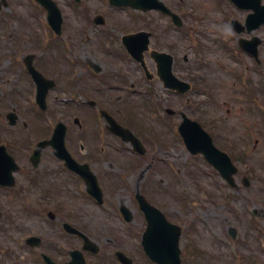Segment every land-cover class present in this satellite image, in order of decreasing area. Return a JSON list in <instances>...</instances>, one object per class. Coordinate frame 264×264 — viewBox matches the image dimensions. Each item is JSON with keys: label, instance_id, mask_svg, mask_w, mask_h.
I'll use <instances>...</instances> for the list:
<instances>
[{"label": "rangeland", "instance_id": "374dc122", "mask_svg": "<svg viewBox=\"0 0 264 264\" xmlns=\"http://www.w3.org/2000/svg\"><path fill=\"white\" fill-rule=\"evenodd\" d=\"M5 1L7 7L2 10L0 23L12 21L14 25L10 32H17V38L26 31L32 32L35 36L38 32L37 27L45 29L41 21H45L46 14L36 7L33 1ZM55 1L63 11L66 31L71 25L81 28L82 25L91 24L83 20L82 14L74 11L71 0ZM162 2L183 15L182 29H172L168 18L157 11L142 13L132 9L115 10L109 5V0H82L80 6V12L91 22L98 13L103 14L107 20V25L103 29L91 28L92 44L87 51V55L102 66L104 75L122 76L124 70L130 67L129 77H134L135 66L132 63L119 61L117 54L114 57L105 52L106 49H113L114 53L119 52V46L109 37L114 36L120 45L121 35L145 30L153 34L151 49L175 55L177 59L175 74L183 80H193L194 91L181 97L177 93L164 90L155 79L154 91L149 94L152 109L142 98L121 100L119 96L123 94L109 92L103 87L108 111L135 134H139L154 156L152 172L141 174V163L137 170L132 171L129 166L131 159L128 161L127 156L132 158L134 155L123 154L113 169L115 173L125 171L120 174H123L128 182L120 184L114 190L113 184L108 183V187L105 188L107 197H110L109 201L115 203L116 208L124 202L138 214L139 209L125 187H131V193L134 195L135 188L142 186L153 204L161 208L173 222L182 226L183 264H264V238L260 236L264 232V114L260 110H255L260 98L264 107V25L252 33L237 34L231 21L236 20L244 25L250 11L239 10L227 0H162ZM21 24H26L25 30ZM75 32L76 29L71 33ZM253 37L262 41L259 47L261 61L259 64L247 53L239 51V40H250ZM6 38L7 33L0 27V70L7 65L8 60L3 58L8 56L9 59L12 58L10 43ZM32 44L27 46L28 52L37 53V47ZM184 55L188 57V63L182 62ZM151 66L156 72V63L151 62ZM9 72L6 71V74ZM61 75L59 74L58 78ZM195 75H205L206 78L203 81L196 80L195 84L194 78H191ZM242 76L247 79L249 87L239 80ZM252 87H255L257 92L260 91V95L254 96L249 107L248 99L243 95ZM60 89L67 90V85L61 84ZM30 94L26 95L27 102L30 100ZM57 95L69 97L67 91H59L52 95L51 100ZM166 109L176 111V115L168 118ZM179 112H184L191 119L199 121L211 134L215 130L218 136L228 134L235 138V146L229 147V151L239 169L235 177L238 188L221 189L219 183L224 187L222 180L210 176L203 158L192 156L185 148L177 129L181 122ZM167 121H170V124ZM147 125L150 130L147 129ZM142 126H145L146 130ZM220 138L222 140L219 143L225 145L226 142ZM106 140L108 152L115 147L114 144L118 145L108 134ZM122 146L130 147L128 144ZM113 155L120 157L115 153ZM162 159L166 160L172 174L162 162H158ZM150 160L151 154L148 156V162L147 158L144 159V165ZM176 173L180 179V188L177 183L173 185L175 181L172 178L176 177ZM147 175L149 178H146ZM244 176L249 179L250 187L244 186ZM150 177L155 181L153 193L150 192L148 185ZM156 183L165 186L160 188ZM183 190L186 193H183ZM36 193L37 191L29 190L26 195L29 197L24 202L27 213L21 211L20 206L12 207V212L16 213L14 215H17V218L3 223L4 226H14V229L11 227L4 234V240H7L8 245H13L15 238L24 239L30 235L22 228L26 229V223L29 228L36 227L40 215L37 214L38 205L33 202ZM176 195L181 197L177 198ZM184 198L187 200L183 203ZM110 206L113 205L109 204L107 206L109 211H106L91 204L80 206L76 203L74 211L75 216L79 218L78 223L82 224L83 221L89 223V229L86 230L92 240L101 247V256H105L102 264H115L114 253L119 247L125 249L124 251L134 260V264H150L142 252L135 248L136 241H132L128 232L126 234V230L119 222V213L112 212ZM1 208L4 213L11 214L10 208L6 206ZM16 209L20 213L17 214ZM254 210L258 211L260 218L252 215ZM133 225L134 229L129 231H139L144 227L141 223L139 226ZM232 229L236 232L235 239L230 235ZM10 236L14 238H8ZM232 245L239 253V258L234 257ZM17 256L20 262L19 254Z\"/></svg>", "mask_w": 264, "mask_h": 264}, {"label": "flooded vegetation", "instance_id": "af4514ba", "mask_svg": "<svg viewBox=\"0 0 264 264\" xmlns=\"http://www.w3.org/2000/svg\"><path fill=\"white\" fill-rule=\"evenodd\" d=\"M71 2L74 11L82 14L83 20L91 24L82 25L81 28L71 25L67 31L63 24L61 34H58L52 22L48 20V24L41 21L45 29L37 27L38 32L35 36L32 32L26 31L17 38V32H10L14 25L12 21L0 23V27L7 33L6 40L10 43L12 55L11 59L9 56L3 58L8 61L0 70V260L2 264H50V261L54 264H68L72 262V253L75 250H83L84 240L72 231L77 229L91 238L86 230L89 229V223L86 221L82 224L78 223L79 218L74 214L75 204L97 206V200L88 192L90 189L100 190L97 195H103L104 201H109L110 197H107L105 188L108 187V183L113 184L119 179L113 169L119 159L113 155L115 152L112 150L108 152L107 149L108 107L103 87L109 92L123 94L119 96L121 100L139 98L143 93L149 96V93L154 91V81L157 77L151 66V62H154L151 53H146L144 61L140 63L128 54L121 53L120 48L116 53L113 49H106L105 53L114 57L117 54L119 61L132 63L135 69L132 78L129 77L130 67L124 70L122 76L104 75L102 66L87 55L88 47L92 44L90 30L92 27L97 30L96 19L93 17L91 22L84 13L80 12L82 0H71ZM36 3L41 11H46L41 0H37ZM45 14L48 18L47 11ZM101 21L100 18L97 20L98 23ZM105 25L102 24L98 28L103 29ZM21 26L25 30L26 24ZM75 29L76 32L71 33ZM109 38L115 45L119 47L122 45L117 43L118 39L114 36ZM119 41L121 43L120 39ZM32 43L37 47V53L28 52L27 46L33 45ZM173 57L175 69L177 59L175 55ZM182 62L188 63L189 60H185L183 56ZM32 70L38 71L46 80L37 78L38 73L34 74ZM6 71H10L9 74H6ZM59 74H62L60 78H58ZM191 78H195L196 84V80L203 81L206 76L195 75ZM158 82L162 85L159 80ZM63 83L67 85V90L60 89ZM46 89L48 94L43 108L41 95ZM35 90L36 95L39 92L38 102L32 101ZM59 91H67L69 97L63 98L57 95L51 100L52 95ZM27 93H31L29 102L26 101ZM62 130L65 131L64 146L72 161H68L60 154L63 148L60 142ZM213 132L214 144L233 158L229 147L235 146V138L228 134L218 136L215 130ZM53 137V145L42 146L43 142H49ZM220 137L226 142L225 145L219 143L222 140ZM114 139L119 142L117 137ZM150 154L152 156L150 163L144 165V160L140 161L141 174L145 168L147 174L152 172L154 156L149 147L145 156L141 157L147 158ZM207 167L214 177L222 180L225 188H230L213 167L209 165ZM146 178L149 176L147 175ZM148 185L150 192L153 193L155 185L153 178L148 179ZM29 190L37 191L36 196L32 198L34 204L38 205L39 221L36 227L29 228L26 223V229L22 228L30 233L29 237H36L39 240L38 246H28L26 240L29 237L24 239L25 246L17 238L13 245H8L7 240H4V234L9 228L14 229V226H4L3 223L17 218V215H14L16 213L12 212V207L20 206V210L27 213L24 202L29 199L26 197ZM139 194L153 204L146 190L142 186H137L134 195L137 206ZM2 206L10 208L11 214L4 213ZM16 212L20 213L17 209ZM130 215L133 224L139 226L141 223L144 228L147 227L144 214L134 212ZM166 217L170 222L175 223L167 215ZM128 226H123L124 230L135 227ZM143 233L142 229L129 232L134 239H140L139 243L135 244L139 249L142 248ZM183 235L180 238L181 246ZM153 242L155 243V240ZM124 250L123 247L117 249L122 252ZM18 254L20 262L17 260ZM84 255L92 264H102L101 253L94 255L89 251L84 252ZM130 258L132 259L131 256ZM117 262L121 264L118 260Z\"/></svg>", "mask_w": 264, "mask_h": 264}, {"label": "water", "instance_id": "95a60500", "mask_svg": "<svg viewBox=\"0 0 264 264\" xmlns=\"http://www.w3.org/2000/svg\"><path fill=\"white\" fill-rule=\"evenodd\" d=\"M110 1L115 6H131L135 9H141L143 11H148L151 9H160L164 13L171 14V12L165 7V5L160 0H110ZM232 1L241 9L253 11V13L250 14L247 18V27H248L249 32H252L253 30L259 28L261 25L264 24V6L262 5V0H232ZM44 2L46 6L49 8L50 15H52V17L54 18H56L57 16L60 17V12L55 7V4L53 2H51L50 0H44ZM60 23H61V20H60ZM234 24L236 25L239 31L244 30L243 27L240 28L238 23L235 22ZM142 34H138L135 37L128 36L125 38V43L127 44V47L130 50V52L134 53V49L135 47H137V45L134 43L137 41L136 39L138 37H140L142 41H144V39H146V37L149 36L146 33H142ZM145 43H146L144 45L145 47H143L142 49L143 51L147 50L148 48L147 47L148 42H145ZM258 44H259V41L256 39L250 42L244 41V40L241 42L242 48L246 49L247 51H249L251 54H253L256 57L258 56ZM167 57H169L170 61L165 66V68H163V71L161 72L164 80L167 83V86L173 89H178L180 92H185L190 87L188 85L183 84L186 86V89L185 88L181 89L182 83H180L172 73V67H171L172 58L170 56H167ZM180 131L191 153L197 154L201 152L205 154L208 159L210 160L212 159V163L216 164L217 166L219 165L216 159L217 158H219L220 160L224 159V161L226 162L225 166L227 170L232 172L231 174H234L236 172V169L232 166L231 162L225 156H222L223 154L221 155V153L218 152L214 148L210 136L208 135L207 132H205L201 128V126L197 122H194L190 120L189 118H187L186 116H184V122L182 123L180 127ZM125 140H128V139H125ZM221 170L224 173V175L227 176L226 171L222 168ZM149 210H150L149 213L151 215H153L154 213L155 221L157 222L163 221V225L166 229H169L170 227H172L162 217V214L159 211L154 210L150 207H149ZM152 234H153L152 231L148 230L145 235V242H144L146 246V250L148 254L151 256V258L160 264H181L180 263V250L178 248V240H179L178 234L179 233H176L173 236V242L170 243L172 245V250L168 252H162L159 248L153 247V244H151L152 243L151 238L154 236V234L153 236ZM159 245H164L165 247L168 248L169 244L167 242V238L166 237L162 238V242L159 243ZM76 262H77V258H76Z\"/></svg>", "mask_w": 264, "mask_h": 264}]
</instances>
